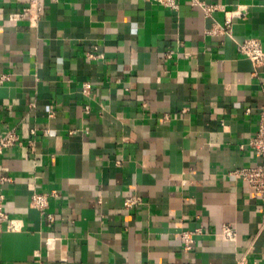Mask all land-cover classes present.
I'll return each instance as SVG.
<instances>
[{
  "label": "crops",
  "instance_id": "1",
  "mask_svg": "<svg viewBox=\"0 0 264 264\" xmlns=\"http://www.w3.org/2000/svg\"><path fill=\"white\" fill-rule=\"evenodd\" d=\"M40 1L31 27L9 19L31 0H0V135L24 139L0 156L12 179L5 210L22 224L2 233L0 264H264L263 203L232 175L259 161L248 143L264 67L254 74L237 42L264 48V0H206L247 7L231 37L206 33L225 12L208 17L191 0L178 11L155 0ZM34 191L59 193L54 222L30 206ZM131 196L142 203L128 210ZM227 223L235 243L220 236ZM196 229L186 252L181 233Z\"/></svg>",
  "mask_w": 264,
  "mask_h": 264
},
{
  "label": "built area",
  "instance_id": "2",
  "mask_svg": "<svg viewBox=\"0 0 264 264\" xmlns=\"http://www.w3.org/2000/svg\"><path fill=\"white\" fill-rule=\"evenodd\" d=\"M159 5L171 11H178L180 8L179 0H155ZM191 5L200 7L206 16L212 17L217 11L225 12V23L223 25L215 23L212 28L208 29L206 33L211 36L216 35H229L232 36V24L235 19L245 18L248 13L246 6L238 7L235 11H226L225 7L220 4L210 3L206 0H191ZM42 4L40 0H31L30 7L24 9L21 12H14L9 15V19L12 22H26L31 27H37L42 19ZM237 51L247 57L254 68V74H257V70L264 67V48L262 42L256 38L245 39L241 42H237ZM175 51L170 50L167 52L166 57L172 59L175 55ZM102 55L96 53H89V59H97ZM7 76H3L0 79V83L7 80ZM91 91V84L86 83L83 86V93L88 95ZM89 110V107H87ZM250 111V110H249ZM259 126L255 135L250 139L248 146L254 152L255 156L259 159L258 163L233 171L237 179L250 186L259 196L263 203L264 209V104L260 107L259 113ZM53 116V114L51 115ZM48 134V130L44 131ZM31 139L29 144L34 143V137L37 135V129L32 128L30 130ZM24 139L15 131L10 130L0 135V156L5 150L14 147L22 146ZM244 148V145L241 146ZM10 177L0 175V239L4 231H20L22 229L21 221L11 218L9 213L5 210L6 196L4 194V186L6 183L11 182ZM59 196L57 191L51 192H39L34 191L31 196L30 206L40 212L49 222H54V216L48 212L50 201L52 198ZM142 200L139 197L131 196L127 197L124 201L125 209H133L134 207L141 205ZM203 233L202 229H196L193 231L186 230L181 233V240L186 252L192 251L196 247V236ZM220 236L224 241L237 242L238 230L233 224H224L222 226ZM51 245V240H49Z\"/></svg>",
  "mask_w": 264,
  "mask_h": 264
}]
</instances>
